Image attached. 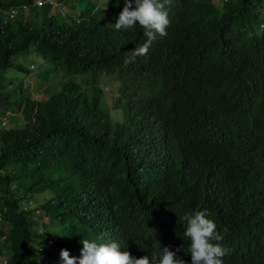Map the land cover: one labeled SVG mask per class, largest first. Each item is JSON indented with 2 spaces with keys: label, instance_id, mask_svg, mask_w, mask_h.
<instances>
[{
  "label": "clouds",
  "instance_id": "clouds-1",
  "mask_svg": "<svg viewBox=\"0 0 264 264\" xmlns=\"http://www.w3.org/2000/svg\"><path fill=\"white\" fill-rule=\"evenodd\" d=\"M30 1L2 25L45 5L62 25L26 19L6 54L0 147L43 186L17 211L49 229L38 264H264V104L232 76L264 87V9L205 52L228 0Z\"/></svg>",
  "mask_w": 264,
  "mask_h": 264
},
{
  "label": "trees",
  "instance_id": "trees-1",
  "mask_svg": "<svg viewBox=\"0 0 264 264\" xmlns=\"http://www.w3.org/2000/svg\"><path fill=\"white\" fill-rule=\"evenodd\" d=\"M58 1L67 3V0ZM2 2L5 5L0 9V25L5 23V15L9 9L21 7L23 3H31L30 0H2ZM227 3L229 5L226 9V17L219 24L220 26L213 28L211 31L209 44L206 46L205 52L211 50V44L217 38V32L221 28V25L225 23L227 16H234L239 19L247 18L254 12L263 17L262 10L264 7L262 5H264V0H228ZM49 15H52L50 13V7L45 5L43 8H32L30 14L24 11L19 16L20 18L16 19L17 21H11L8 25H2L4 27L0 34V72H2V67H4L3 61L6 54L17 52V38H21V35L28 34L27 31L23 30L25 22L28 23L26 19L31 20V23H33L26 30L33 32L38 26L36 19H39L41 16L43 19L52 17ZM51 19H54L56 22L48 21L45 25H62L56 17L53 16ZM204 36L205 29H202L201 33L193 38L180 41L179 43L195 46ZM113 54L117 55L118 52L113 51ZM232 76H239V80L236 82L238 90L245 91L246 88L249 93L255 94L258 97V103L264 104L263 81L257 80L255 77L249 76V74L246 76L243 60L237 61L234 64ZM8 92L9 89L7 86L4 87V91H0L3 97ZM55 118L58 117L55 116ZM51 130L52 128L48 127V131L50 132ZM33 176L34 172L31 165L14 156L6 155L4 149L0 147V258L2 256H9L13 260V264H38L42 262V256L46 251L45 245L51 240L47 236L49 229L46 228V232L43 231L45 227L37 220V215H34L33 221L27 219L23 221V224L27 226V233H22L21 229L18 228L20 215L17 214V211L20 208L21 201L27 199V196L38 194L35 188L39 190L43 189L41 184L33 181ZM53 190L57 197L65 196L64 188L61 187L60 183H55ZM59 198H54L51 202L58 205ZM47 214L51 215V224L56 226L58 224V211H51L49 213V209L47 208ZM46 226L48 227V225ZM40 247L44 248L41 252L37 250ZM50 264H54V262Z\"/></svg>",
  "mask_w": 264,
  "mask_h": 264
},
{
  "label": "rangeland",
  "instance_id": "rangeland-1",
  "mask_svg": "<svg viewBox=\"0 0 264 264\" xmlns=\"http://www.w3.org/2000/svg\"><path fill=\"white\" fill-rule=\"evenodd\" d=\"M40 20H41L40 18L39 19H36L37 22H40Z\"/></svg>",
  "mask_w": 264,
  "mask_h": 264
}]
</instances>
